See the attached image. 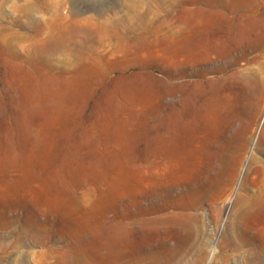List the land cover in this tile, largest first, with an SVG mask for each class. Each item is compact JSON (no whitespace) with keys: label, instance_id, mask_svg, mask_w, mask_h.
Masks as SVG:
<instances>
[{"label":"rangeland","instance_id":"rangeland-1","mask_svg":"<svg viewBox=\"0 0 264 264\" xmlns=\"http://www.w3.org/2000/svg\"><path fill=\"white\" fill-rule=\"evenodd\" d=\"M196 1L0 0V264H116L115 219L149 172V98ZM236 195L162 264H264Z\"/></svg>","mask_w":264,"mask_h":264},{"label":"bare ground","instance_id":"bare-ground-1","mask_svg":"<svg viewBox=\"0 0 264 264\" xmlns=\"http://www.w3.org/2000/svg\"><path fill=\"white\" fill-rule=\"evenodd\" d=\"M192 13L148 97L149 172L116 213V264L185 257L206 210L236 193L238 230L264 248V0H197Z\"/></svg>","mask_w":264,"mask_h":264}]
</instances>
